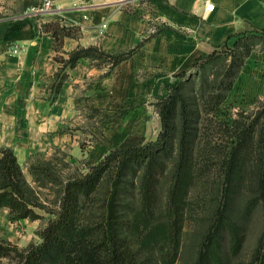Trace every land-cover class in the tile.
<instances>
[{
  "label": "crops",
  "instance_id": "obj_1",
  "mask_svg": "<svg viewBox=\"0 0 264 264\" xmlns=\"http://www.w3.org/2000/svg\"><path fill=\"white\" fill-rule=\"evenodd\" d=\"M42 1L0 0V147L19 164L76 146L69 118L81 108L98 115L121 106L125 115L144 117L140 142L130 145L145 144L147 117H159L152 103L167 97L178 73L220 46L264 33V0H56L51 12H37ZM206 3L214 4L211 12ZM48 24L71 34L57 47ZM79 47L137 49L113 68L91 58L65 66ZM236 78L241 94L264 92V47L250 51Z\"/></svg>",
  "mask_w": 264,
  "mask_h": 264
},
{
  "label": "trees",
  "instance_id": "obj_2",
  "mask_svg": "<svg viewBox=\"0 0 264 264\" xmlns=\"http://www.w3.org/2000/svg\"><path fill=\"white\" fill-rule=\"evenodd\" d=\"M46 27L50 28L57 47L64 36L71 34L65 26L48 24ZM243 47L238 40L231 50ZM136 49L109 54L96 47H79L68 54L64 64L72 68L81 58H91L113 68ZM250 51L247 48L243 57H238V63L231 62L233 75H237ZM214 54L200 60L209 63ZM184 75L185 72L178 73L167 97L158 99L154 105L161 122L154 142L113 148L87 171H79L63 181L56 208L48 211L54 218L38 232L40 242L31 243L23 250L0 242V258H10L15 264H147L149 250H153L160 234L171 242V250L177 251L181 210L189 184L194 180L196 134L192 131L196 130L194 125L200 118L185 96ZM224 82L223 79L220 87L227 91L233 81ZM224 91L209 95L213 101L211 110L224 100ZM254 127L251 124L247 131L239 126L231 128L233 139L218 152L221 175L215 199L217 206L195 264H228L223 254L224 241L228 242L226 254L239 250L244 237L242 218L239 220L234 214L243 173L251 172L250 181L256 191L252 199L264 208V131L263 138L254 143ZM261 129L264 130V117ZM173 152L176 156L164 202L166 209L162 213L157 189L164 163ZM247 162L253 167L250 171ZM28 170L36 182L39 169L30 166ZM134 188L137 196L130 191ZM29 193L14 152L0 147V209L7 208L12 221L40 219L35 211L40 206ZM174 256L169 255L170 262ZM252 264H264V230Z\"/></svg>",
  "mask_w": 264,
  "mask_h": 264
},
{
  "label": "rangeland",
  "instance_id": "obj_3",
  "mask_svg": "<svg viewBox=\"0 0 264 264\" xmlns=\"http://www.w3.org/2000/svg\"><path fill=\"white\" fill-rule=\"evenodd\" d=\"M239 42L244 44L243 48L231 50L232 46H220L209 63L199 60L195 66L185 72L183 78L186 87L185 96L191 104V109L200 115L197 125H194L196 130L192 131L196 134L193 160L195 161L194 180L189 184L181 210L182 218L179 230H177L179 234L177 251L171 250V242L160 234L155 239L153 250H149L151 255L147 259V264L196 263L200 246L217 206L215 199H217L216 196L220 190L221 175L218 152L220 153L221 148L228 145L233 139L230 130L234 126H239L247 131L251 124H255L254 143L263 138L264 130L261 129V125L264 117V92L254 96L241 94L238 86H234L237 75L232 74L234 68H231L230 65L232 61L238 63V57H243L247 48L251 50L257 47L263 48L264 33L246 34L239 38ZM97 63L106 64L98 60ZM58 73L61 75V72ZM223 79L224 83L233 81L232 87L227 91L220 87ZM223 91L224 100L214 110H211L213 101L209 100V95L212 96V94ZM155 103L156 101L152 103L154 109ZM124 111L126 110H122L120 106L116 112L111 114L104 108L102 113L94 115V112L88 108H81L79 114L77 112L75 116L68 117L69 123L72 124L70 127L73 129L75 127L73 130L75 137H73L72 143L75 141L76 146L68 145L64 149L50 151L47 155L32 157L27 164H20L29 187V196L36 200L40 206L35 208V211L41 218L12 221L9 218V210L7 208L0 209V242L10 243L21 250L31 243H39L38 232L47 225L49 220L54 218V215L48 211L56 208L58 193L63 181L79 171H87L89 166L99 162L113 148L137 146L130 144H136V141L140 142L136 140V136L141 132L142 128L139 123L144 117L128 116ZM147 118L150 121V132L147 134L148 141L145 144L154 142L161 129L158 116L151 115ZM255 148L256 146H254ZM175 156V152L168 156L164 163V173L159 180L157 195L159 212L162 213L166 209L164 202L171 181V168ZM247 164L250 171L253 167L250 162ZM30 166L39 169L36 182L28 170ZM206 169L208 170L206 171ZM46 174H51V176ZM250 174L251 172H245L240 176L242 177L238 189L240 198L234 214L239 220L242 218L243 241L235 254L225 253L228 242L224 241L226 248H223V254L227 256L228 264H252L260 236L264 230V208L262 203L252 199L255 198L256 191L250 181ZM135 188L130 191L137 196ZM169 255L170 257L175 255L172 262H170ZM0 264H15V261L3 257L0 258Z\"/></svg>",
  "mask_w": 264,
  "mask_h": 264
},
{
  "label": "built area",
  "instance_id": "obj_4",
  "mask_svg": "<svg viewBox=\"0 0 264 264\" xmlns=\"http://www.w3.org/2000/svg\"><path fill=\"white\" fill-rule=\"evenodd\" d=\"M56 0H43L41 4L36 8L37 12H51L54 9V2ZM214 9L213 3H206L204 5V10L206 12H211ZM86 18V17H85ZM104 27V25H103ZM20 51V48L17 46L12 47L13 53H18Z\"/></svg>",
  "mask_w": 264,
  "mask_h": 264
}]
</instances>
